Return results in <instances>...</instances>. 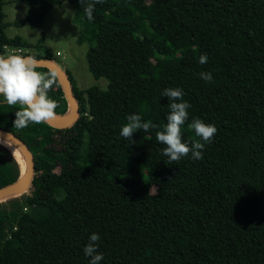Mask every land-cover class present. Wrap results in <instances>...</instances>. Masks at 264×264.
<instances>
[{
  "label": "trees",
  "instance_id": "16d2710c",
  "mask_svg": "<svg viewBox=\"0 0 264 264\" xmlns=\"http://www.w3.org/2000/svg\"><path fill=\"white\" fill-rule=\"evenodd\" d=\"M24 1L27 12L13 24L40 28L42 40L53 7L76 9L79 41L94 32L88 68L108 88L82 89L65 69L80 114L64 128H16L20 105L0 96V127L35 161L30 186L0 200V264H88L82 249L92 232L100 264H264V0H101L92 20L83 11L92 0ZM5 3L0 49L27 48L5 32ZM32 55L54 60L48 48ZM201 71L213 79L201 80ZM175 87L191 104L182 139H199L187 127L194 117L217 131L202 158L166 164L155 133L170 111L161 91ZM47 95L57 113L67 111L57 75ZM132 113L157 127L125 140L119 130ZM22 171L0 143V187Z\"/></svg>",
  "mask_w": 264,
  "mask_h": 264
},
{
  "label": "clouds",
  "instance_id": "9594fccd",
  "mask_svg": "<svg viewBox=\"0 0 264 264\" xmlns=\"http://www.w3.org/2000/svg\"><path fill=\"white\" fill-rule=\"evenodd\" d=\"M101 0H92L84 7L85 16L93 19V10L96 3ZM207 54H201L198 63L203 65L207 62ZM38 61L26 55L0 56V96L8 105L19 104L20 108L14 112L12 126L16 128L26 127L29 123H41L53 116L56 107L54 100L49 99L47 92L54 84L56 73L38 72L35 69ZM199 78L203 81L213 79L211 71H201ZM183 89L180 87L164 88L161 97H167L170 111L166 115V124L162 130L155 133L157 142L164 145L162 155L167 157L166 164L171 161H178L187 154H191V159L202 158L203 149L206 143H211L217 131L212 123H206L200 118H193L187 127L194 131L199 139H182V126L188 120L191 104L182 99ZM127 123L123 124L119 130V136L125 140L132 141V134L137 130L147 132L150 128H156L155 124L142 120L137 113H132L126 117ZM100 235L92 232L87 237V242L82 251L88 259V264H100L103 260V253L97 251Z\"/></svg>",
  "mask_w": 264,
  "mask_h": 264
},
{
  "label": "rangeland",
  "instance_id": "374dc122",
  "mask_svg": "<svg viewBox=\"0 0 264 264\" xmlns=\"http://www.w3.org/2000/svg\"><path fill=\"white\" fill-rule=\"evenodd\" d=\"M3 9L4 21L7 23L6 34L9 37L19 35L25 39L29 43V46L24 48L27 55L44 54L45 49L48 48L54 60L71 72L80 88L86 89L91 86H97L102 90L108 88V80L104 77H94L88 68L86 54L94 45V32H89V36L87 35L82 42L79 41L84 28L74 21L76 9L70 3L63 2L47 13L43 26L44 40L41 39L40 28L13 24L14 20L23 18L27 12V4L24 0H6Z\"/></svg>",
  "mask_w": 264,
  "mask_h": 264
},
{
  "label": "water",
  "instance_id": "95a60500",
  "mask_svg": "<svg viewBox=\"0 0 264 264\" xmlns=\"http://www.w3.org/2000/svg\"><path fill=\"white\" fill-rule=\"evenodd\" d=\"M26 56L33 57L39 62L38 65L46 66L56 73L68 100L67 111L65 113H57L55 110H53V116L49 118L47 122L55 127L60 128L67 127L74 123L79 117L80 110L78 101L72 88L71 80L65 69L62 68L52 58L37 57L32 54H28ZM0 136L15 145L23 154H25L27 159L26 166H23L22 175L19 177V179L8 185L0 187V200H4L11 196L20 194L30 186L32 178L35 174V161L30 148L16 134L5 128L0 127ZM9 148L15 153V151L11 147Z\"/></svg>",
  "mask_w": 264,
  "mask_h": 264
},
{
  "label": "built area",
  "instance_id": "2783aa9c",
  "mask_svg": "<svg viewBox=\"0 0 264 264\" xmlns=\"http://www.w3.org/2000/svg\"><path fill=\"white\" fill-rule=\"evenodd\" d=\"M7 52H10V54H6ZM27 51L22 47H14L9 44L3 45V47L0 49V56H7V55H27Z\"/></svg>",
  "mask_w": 264,
  "mask_h": 264
},
{
  "label": "bare ground",
  "instance_id": "6f19581e",
  "mask_svg": "<svg viewBox=\"0 0 264 264\" xmlns=\"http://www.w3.org/2000/svg\"><path fill=\"white\" fill-rule=\"evenodd\" d=\"M0 142L11 147L15 151L16 156L18 155L17 157L21 160L23 166H26L27 159H26L25 154H23L15 145H13L7 139H5L1 136H0ZM25 189H26V187H25Z\"/></svg>",
  "mask_w": 264,
  "mask_h": 264
}]
</instances>
